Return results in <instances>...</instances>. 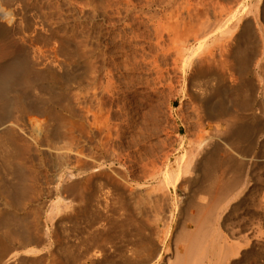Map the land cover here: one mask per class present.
Returning <instances> with one entry per match:
<instances>
[{"label": "rangeland", "instance_id": "374dc122", "mask_svg": "<svg viewBox=\"0 0 264 264\" xmlns=\"http://www.w3.org/2000/svg\"><path fill=\"white\" fill-rule=\"evenodd\" d=\"M30 7L24 23L38 22L40 31L25 48L33 63L42 62L48 41L62 51L57 62L38 65L41 78L22 94L26 110L14 100L6 108L12 135H0V264H167L174 246L183 247L184 207L208 198L196 184L198 144L227 139L230 122L247 138L242 153L229 151L242 168L235 193L245 179L250 192L244 204L235 199V225L243 228L232 239L223 233L241 249L260 234L239 264H264V0H37ZM171 25L182 30L176 43ZM204 31L210 40L196 50ZM237 44L251 56L244 70L232 57ZM9 51L0 40V63ZM108 129L113 138L100 152Z\"/></svg>", "mask_w": 264, "mask_h": 264}, {"label": "bare ground", "instance_id": "6f19581e", "mask_svg": "<svg viewBox=\"0 0 264 264\" xmlns=\"http://www.w3.org/2000/svg\"><path fill=\"white\" fill-rule=\"evenodd\" d=\"M28 4L26 3V0H0V40H3L4 44L10 46V59L8 61H4L0 63V135H5V136H11L12 135V126L10 125H5L7 123V119L5 117L7 113V107H11V104L13 102V105L18 103L25 107L24 101H23V92L25 90L32 89L34 85L38 83V79L41 78L42 76V70L38 67L40 64H49L50 62H54L55 57L57 54H55V49H50V42H46L43 44L44 46V52L41 54V59L42 62L40 64H35L32 61V56H33V51L25 48H30L34 45H36L39 40H40V34L39 30H35L36 26L33 25L37 24L38 22L34 23L35 21H32L34 23L31 25L32 29H29L25 25L22 15L26 12L24 10L29 9L32 11L35 10L34 6L37 2V0H27ZM259 1V0H258ZM29 5V6H28ZM33 6V7H32ZM241 6V5H240ZM30 11H28L29 13ZM27 13V14H28ZM249 14V13H247ZM264 14V13H263ZM246 15V14H245ZM29 16V14H28ZM26 15V19L28 17ZM33 17V16H29ZM228 17V16H227ZM25 18V17H24ZM234 18V17H233ZM30 19V18H28ZM31 20V19H30ZM29 20V21H30ZM34 20V19H33ZM231 20V19H230ZM239 20V19H238ZM37 21V20H36ZM248 21V20H247ZM246 21V22H247ZM252 21V20H251ZM28 22V20H27ZM31 22V21H30ZM230 22V21H229ZM249 22V21H248ZM31 23V24H32ZM235 24V23H233ZM245 24V23H244ZM204 25V24H203ZM246 25V24H245ZM41 26V25H40ZM170 26V25H169ZM172 26V25H171ZM225 26V25H224ZM228 26V25H227ZM232 26V25H231ZM234 26V25H233ZM30 27V26H29ZM30 27V28H31ZM39 27V26H38ZM173 27V26H172ZM170 27L172 29L169 32H171V38L175 39V43L177 42L176 39L178 37L177 35L179 34L181 29H178V27ZM187 26H184L183 28ZM201 27V26H200ZM249 28L251 26H248ZM253 27V26H252ZM42 28V26H41ZM40 28V29H41ZM174 28L178 29L177 31L174 32ZM248 28V29H249ZM169 28H166V31ZM175 29V30H176ZM191 29V28H190ZM204 29V28H203ZM243 29V28H242ZM180 30V31H179ZM185 29H183L184 31ZM197 30V29H196ZM209 30V29H208ZM223 30V29H222ZM228 30V29H226ZM236 30V29H235ZM38 31V32H37ZM155 31V30H154ZM200 31V29H199ZM198 31V33H200ZM210 31V30H209ZM221 31V30H220ZM230 31V30H229ZM228 31V32H229ZM232 31V30H231ZM158 32L159 29H156V34H160ZM187 32V31H186ZM185 32V33H186ZM234 32V31H233ZM232 32V33H233ZM202 37L200 39L195 38L196 40V50H199L206 46L210 40V35L206 34V32H202ZM213 33V32H212ZM231 33V32H230ZM181 34V33H180ZM187 34V33H186ZM193 34V33H192ZM247 34V33H246ZM184 35V33H183ZM232 35V34H231ZM245 32H241L238 36H236L235 39H239L241 36H244ZM222 36V35H221ZM248 36V35H247ZM158 37V36H157ZM161 37V36H159ZM169 37V36H168ZM250 37V36H249ZM170 38V39H171ZM189 38V36H188ZM220 38V36H219ZM232 38V37H231ZM247 38V37H246ZM172 39V40H173ZM246 40V39H245ZM220 41V40H219ZM238 41V40H237ZM249 42V40H248ZM251 42V41H250ZM182 43V42H181ZM179 43V44H181ZM184 45V44H183ZM220 45V44H219ZM187 46V45H185ZM181 47V46H180ZM223 47V46H221ZM220 47V48H221ZM186 48V47H185ZM228 48V47H227ZM246 48V47H245ZM240 48L239 45L237 44L234 46L233 51H232V57L235 60L236 67L240 70H244L247 67L248 62L251 59V56L247 52V49ZM88 49V48H87ZM92 49V48H91ZM60 51V49H58ZM192 50V49H191ZM223 50V49H222ZM230 50V49H229ZM62 51V50H61ZM60 51V52H61ZM90 51V50H88ZM185 51V50H184ZM224 51V50H223ZM249 51V50H248ZM57 52V53H60ZM176 52V51H175ZM218 52V51H217ZM231 52V51H230ZM177 54H179L177 52ZM209 54V53H208ZM226 54V53H225ZM224 54V55H225ZM110 55V54H109ZM108 55V56H109ZM182 55V62L183 65L186 67V65H190V59L189 56H183ZM190 55V54H189ZM194 55V54H193ZM192 55V56H193ZM60 56V54L58 55ZM179 56V55H178ZM206 56V55H205ZM211 56V55H210ZM214 56V55H213ZM229 56V55H228ZM231 56V55H230ZM201 57V56H200ZM208 57V56H207ZM220 57V55H219ZM231 57V58H232ZM57 58V57H56ZM180 58V57H179ZM217 58V57H216ZM225 58V57H223ZM222 59V58H221ZM180 60V59H179ZM210 60V59H208ZM227 60V59H226ZM230 60V59H229ZM212 61V60H210ZM57 62V61H56ZM206 62V61H202ZM214 62V61H213ZM55 63V62H54ZM198 63V62H197ZM208 64V63H207ZM192 66V65H191ZM102 67V66H101ZM194 67V66H193ZM233 68V67H232ZM206 69V68H205ZM196 72V71H195ZM57 76V74H55ZM112 80V79H111ZM110 81V80H109ZM90 82V81H89ZM100 83V82H99ZM101 84V83H100ZM110 84V83H109ZM246 83H244L245 85ZM258 84V83H257ZM111 85V84H110ZM240 85V84H239ZM253 85V84H252ZM51 86V85H50ZM241 86V85H240ZM255 86V85H253ZM48 87V85H47ZM100 87V86H99ZM111 87V86H110ZM242 87V86H241ZM256 87V86H255ZM93 88V87H92ZM239 88V86H238ZM262 88V87H261ZM115 89V88H114ZM236 89V88H235ZM105 90V89H104ZM248 90V89H247ZM112 91V90H111ZM234 91V90H233ZM237 91V90H236ZM107 92V91H106ZM232 92V91H231ZM230 92V93H231ZM252 92V91H251ZM127 93V92H126ZM236 93V92H235ZM234 93V94H235ZM218 94V93H217ZM233 94V95H234ZM14 95V96H12ZM116 95V94H115ZM93 96V95H92ZM108 96V95H107ZM234 97V96H233ZM237 97V96H236ZM25 98V97H24ZM245 98V97H244ZM241 100V99H240ZM12 101V102H11ZM48 101V99L46 100ZM116 101V100H115ZM209 101V100H208ZM239 101V100H238ZM242 101V100H241ZM247 101L244 99L242 102ZM103 103V102H102ZM117 103V102H116ZM16 104V105H18ZM235 104V102H234ZM10 105V106H9ZM92 105V104H91ZM98 105V104H97ZM229 105V104H228ZM227 105V106H228ZM239 105V104H238ZM245 105V104H244ZM116 106V105H114ZM210 106V105H209ZM241 106V105H240ZM239 106V107H240ZM45 107V105H44ZM98 108V107H97ZM102 108V107H101ZM247 108V107H246ZM29 109V108H27ZM37 109H39L37 107ZM88 109V107H87ZM86 109V110H87ZM26 110V109H25ZM220 110V109H219ZM100 111V110H99ZM210 111V110H209ZM217 111V110H216ZM232 112V111H231ZM90 113V112H88ZM86 112V114H88ZM221 113V112H220ZM101 114V113H100ZM214 114V113H213ZM217 114V113H216ZM93 115V114H92ZM99 115V112H98ZM215 115V114H214ZM235 115V114H234ZM233 115V116H234ZM97 116V115H96ZM94 115V117H96ZM102 117V116H101ZM218 117V116H217ZM98 118V116L96 117ZM232 118V117H231ZM9 119V117H8ZM94 119V118H93ZM100 119V118H99ZM102 120V119H101ZM229 120V119H228ZM95 121V120H94ZM93 121V122H94ZM97 121V120H96ZM99 121V120H98ZM201 121V118H200ZM202 123V121H201ZM223 123V122H222ZM227 123V122H226ZM225 123V124H226ZM240 123V122H239ZM241 124V123H240ZM246 125V124H245ZM243 126V125H242ZM104 127V126H103ZM218 127V126H217ZM216 127V135L219 134V130ZM234 122H230L226 125L225 129V134L227 133L228 138L223 140L222 142H211L209 141H204L201 140L199 142L195 141L196 143L199 142L198 147L201 148V156L200 159L196 162L195 166V173L201 174V177L199 176V180L196 182L199 183L197 188L206 194L208 198L201 197L200 200L195 201V202H189L187 203L186 207H184L183 216L185 217L182 221V224H180V228L178 230L180 231L177 237H179L177 240L180 239L181 242H183V247L179 246H174L176 247L175 250L173 249V255L172 257L167 258V264H239L242 260L247 259L246 256L249 254L251 249L255 247V244L257 245L260 242V234H255L256 236L254 237L251 236L249 239H244L245 241V246L246 249H241L240 247H235L232 244H229L228 241L226 240L225 235L229 237L230 239L234 238V236L239 232L240 229H242L243 224L241 226L235 225V220L237 219L234 215L236 214L235 212L237 211V208H240L241 204H244V198L246 197L247 191H249L248 188V182L245 181L241 184L242 190L239 191L237 194L235 193L237 186V182L239 181L240 175H238L237 170L239 165L236 163V159H234L229 152L230 150L236 151L239 154L243 152V142L247 139L244 140L243 137V129L238 130ZM249 127V126H248ZM251 127V126H250ZM73 128V127H72ZM108 128V127H107ZM106 128V129H107ZM214 128V127H213ZM241 128V126H240ZM239 128V129H240ZM110 129V128H109ZM106 133V137L104 134V138H101L98 142V147L100 149V152H102L106 147H109L110 143L109 140L110 138H113L110 136L111 132ZM199 129V127H198ZM201 129V127H200ZM247 130V129H246ZM112 131V130H110ZM202 131V130H201ZM200 131V132H201ZM257 131V130H256ZM199 132V130H198ZM204 133V132H202ZM201 133V134H202ZM208 133V132H207ZM206 133V134H207ZM251 133V132H250ZM199 133V136H201ZM205 134V133H204ZM205 136H209L207 134ZM211 134V133H210ZM198 136V137H199ZM203 136V134H202ZM204 136V137H205ZM250 136V135H249ZM247 137V136H246ZM210 138V137H209ZM104 140V141H103ZM194 140V139H193ZM255 140V139H254ZM247 141V140H246ZM111 142V141H110ZM160 142V141H159ZM164 144V143H163ZM194 144V142H193ZM196 144V145H197ZM109 145V146H108ZM164 146V145H163ZM194 146V145H193ZM197 147V146H196ZM195 147V148H196ZM62 148V147H61ZM199 148V150H200ZM63 149V148H62ZM61 149V150H62ZM193 149V148H192ZM108 150V148L106 149ZM17 151V150H14ZM192 151H196L193 149ZM199 152V151H198ZM166 153V152H165ZM164 153V154H165ZM185 153V152H184ZM196 153V152H195ZM199 153V154H200ZM197 154V153H196ZM98 156V155H97ZM118 156V154H117ZM171 156V155H170ZM196 156V155H195ZM198 156V155H197ZM101 157V156H100ZM116 157V156H115ZM121 157V156H119ZM164 157V156H163ZM186 155H183L181 159L185 158ZM193 157V158H192ZM190 161L192 162L194 160V156H192ZM61 158V157H60ZM117 158V157H116ZM166 158V157H165ZM179 158V157H177ZM190 158V156H189ZM188 158V159H189ZM155 159V158H154ZM102 160V159H101ZM4 161V160H3ZM151 161V160H150ZM187 161V160H186ZM196 161V160H194ZM240 161V160H239ZM238 161V163H239ZM243 161V160H242ZM153 162V161H151ZM155 162V161H154ZM163 162V161H161ZM190 162V164H191ZM180 163V162H179ZM183 163V162H182ZM195 163V162H194ZM10 164V163H9ZM62 164V163H61ZM64 164V163H63ZM98 164V163H97ZM156 164V163H152ZM163 164V163H162ZM168 164V163H165ZM181 164V163H180ZM185 164V163H184ZM181 164L178 168H183L186 170L185 165ZM242 163H240L241 165ZM90 165V164H89ZM194 165V164H193ZM175 166V165H174ZM188 166V165H187ZM156 167V166H155ZM159 167V166H158ZM166 167V166H165ZM194 167V166H193ZM148 168V167H147ZM177 168V169H178ZM190 168V166H189ZM188 168V169H189ZM146 169V167H145ZM151 169V167H150ZM158 169V168H157ZM172 169V168H171ZM242 169V168H240ZM150 171L149 169H146V171ZM164 170V169H163ZM192 170V168H191ZM165 171V170H164ZM179 171V170H178ZM178 171H176L178 173ZM194 171V170H193ZM163 172V171H162ZM174 172V171H173ZM231 172V173H230ZM146 173V172H145ZM165 173V172H164ZM174 173L177 177L178 174ZM186 173V172H185ZM228 173L231 174L228 176ZM151 174V173H150ZM183 174V173H182ZM190 174V173H189ZM148 175V173H147ZM174 175V176H175ZM184 175V174H183ZM188 175V174H187ZM146 176V175H145ZM163 176V175H162ZM165 176V174H164ZM167 180L170 181L171 175H167ZM184 177V176H183ZM187 177V176H186ZM164 178V177H163ZM176 179V178H175ZM179 179V178H178ZM189 179V178H188ZM153 180V179H152ZM157 180V179H156ZM165 180V182L167 181ZM197 180V179H196ZM194 181V180H193ZM241 181V180H240ZM158 183V182H157ZM161 183V182H160ZM159 183V184H160ZM121 184V183H119ZM171 184V183H170ZM169 184V185H170ZM160 185L163 186L161 183ZM167 186V184L165 183ZM181 185V184H179ZM193 185V184H192ZM240 185V184H239ZM159 186V185H158ZM13 187V186H12ZM115 187V186H114ZM164 187V186H163ZM161 187V189L163 188ZM174 187V186H173ZM21 188V187H20ZM24 188V187H23ZM71 188V187H70ZM160 188V187H159ZM191 188V187H190ZM69 190V189H68ZM67 190V191H68ZM165 190V189H164ZM161 191V190H160ZM163 191V190H162ZM195 191V190H194ZM25 192V191H23ZM250 192V191H249ZM73 193V192H72ZM147 193V192H146ZM102 194V193H101ZM235 194V195H234ZM252 194V193H251ZM1 197L4 199V196L2 193H0ZM7 196V194H5ZM166 195V194H165ZM201 195V194H200ZM243 195L244 198L241 197ZM104 196V195H103ZM151 196V195H150ZM157 196V195H156ZM164 196V195H163ZM168 197V195H166ZM165 196V197H166ZM199 196V195H198ZM145 197V196H144ZM195 198L197 196H194ZM243 199L238 201H235L236 198ZM241 197V198H240ZM82 198V197H81ZM151 198V197H150ZM157 198V197H156ZM160 198V196H159ZM187 198V197H186ZM249 198V197H248ZM141 199V198H140ZM153 199V198H152ZM163 199V198H162ZM171 199V198H170ZM197 200V199H196ZM165 201V200H164ZM254 201V200H253ZM19 202V201H18ZM105 202V201H104ZM236 202V203H234ZM252 202V201H251ZM6 203V202H5ZM142 203V201H141ZM145 203V202H144ZM158 203V201H157ZM193 203V204H192ZM253 203V202H252ZM255 203V202H254ZM153 204V203H152ZM161 204V203H160ZM169 204V203H168ZM176 204V203H175ZM155 205V204H154ZM158 204H156L157 206ZM255 205V204H254ZM104 206V205H103ZM176 206V205H175ZM194 206L193 209L196 210V212H192V207ZM135 207V206H134ZM143 207V206H142ZM152 207V206H151ZM150 207V208H151ZM179 207V206H178ZM181 207V206H180ZM183 207V206H182ZM255 207V206H254ZM257 207V206H256ZM255 207V208H256ZM153 208H155L153 206ZM259 208V207H258ZM135 209V208H134ZM161 209V208H160ZM159 209V210H160ZM183 209V208H182ZM245 209V208H244ZM149 210V209H148ZM151 210V209H150ZM154 211V210H153ZM246 211V210H245ZM257 211V210H256ZM139 212V211H138ZM252 212V211H251ZM257 213V212H256ZM106 214V213H105ZM121 214V213H120ZM137 214V213H136ZM155 213H152V215ZM178 214V213H177ZM248 214V213H247ZM157 215V214H156ZM252 215V214H251ZM249 215V216H251ZM255 215V214H254ZM155 216V215H154ZM257 216V215H256ZM104 217V216H103ZM141 217V216H140ZM239 217V216H238ZM253 217V216H252ZM105 218V217H104ZM142 218V217H141ZM256 218V217H255ZM108 219V218H107ZM140 219V218H139ZM144 219V217H143ZM157 219V218H156ZM165 219V218H164ZM178 219V218H177ZM251 219V218H250ZM118 220V219H117ZM128 220V219H127ZM146 220V219H144ZM148 220V219H147ZM245 220V219H244ZM113 221V220H112ZM153 221V220H152ZM155 221V220H154ZM237 221V220H236ZM243 221V220H242ZM252 221V220H251ZM259 221V220H258ZM134 222V221H133ZM141 222V221H140ZM149 222V221H148ZM113 223V222H112ZM164 223V222H162ZM247 223V222H246ZM251 223V222H250ZM136 224V223H135ZM146 224V223H145ZM155 224V223H154ZM147 225V224H146ZM177 225V224H176ZM252 225V224H251ZM261 225V224H260ZM132 226V224L130 225ZM179 226V225H178ZM125 227V226H124ZM134 227V226H133ZM246 227V226H245ZM248 227V226H247ZM253 227V226H252ZM132 228V227H131ZM156 228V227H155ZM240 228V229H239ZM101 229V228H100ZM125 229V228H124ZM259 229V228H257ZM28 230V229H27ZM30 230V229H29ZM119 230V229H118ZM104 231V230H103ZM143 231V230H142ZM260 231V230H259ZM258 231V232H259ZM28 232V231H27ZM178 232V231H177ZM225 232V235L224 233ZM120 233V232H119ZM127 233V231H126ZM138 233V232H137ZM257 233V232H256ZM252 234V233H251ZM111 236V235H110ZM138 236V235H137ZM176 236V235H175ZM30 238V235L28 236ZM27 237V241L30 240ZM32 237V236H31ZM24 239V238H23ZM176 239V238H175ZM105 240V239H104ZM107 241V240H106ZM178 241V243L180 242ZM29 242V241H28ZM26 242V243H28ZM32 243V242H31ZM148 243V242H147ZM5 244V243H4ZM104 244V243H103ZM106 244V243H105ZM181 244V243H180ZM244 244V243H243ZM260 245V244H259ZM244 246V245H243ZM147 247V246H146ZM173 247V248H174ZM262 247V246H261ZM102 248V247H101ZM134 248V247H133ZM263 248V247H262ZM103 249V248H102ZM154 251V248H152ZM168 249V248H167ZM166 249V250H167ZM143 251V250H142ZM254 251V249H253ZM151 252V250H150ZM136 253V252H135ZM140 253V252H139ZM146 253V252H145ZM253 253V252H252ZM154 254V252H153ZM132 255V254H131ZM138 255V254H137ZM145 255V254H144ZM149 255V254H148ZM143 256V255H141ZM156 256V255H155ZM154 256V258H155ZM250 256V255H249ZM136 257V256H135ZM140 257H138L139 259ZM142 258V257H141ZM145 258V257H144ZM148 258V257H147ZM150 258V257H149ZM148 258V259H149ZM251 258V257H250ZM132 259V258H131ZM146 259V258H145ZM156 259V258H155ZM166 259V260H167ZM2 260V259H1ZM134 260V259H133ZM137 260V259H136ZM147 260V259H146ZM152 260V259H151ZM150 260V262H151ZM154 260V259H153ZM152 260V261H153ZM128 261V260H127ZM145 261V260H144ZM149 261V260H148ZM129 262V261H128ZM132 262V260H131ZM138 263V261H136ZM143 262V261H142ZM243 262V261H242ZM246 262V261H245ZM130 263V262H129ZM128 263V264H129ZM149 262H144L140 264H148ZM131 264V263H130ZM139 264V263H138Z\"/></svg>", "mask_w": 264, "mask_h": 264}]
</instances>
